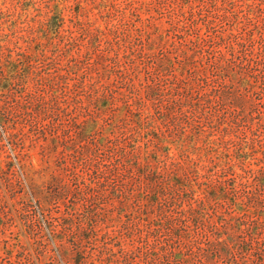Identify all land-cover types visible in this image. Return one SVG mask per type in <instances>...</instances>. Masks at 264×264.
I'll list each match as a JSON object with an SVG mask.
<instances>
[{
	"label": "rangeland",
	"instance_id": "rangeland-1",
	"mask_svg": "<svg viewBox=\"0 0 264 264\" xmlns=\"http://www.w3.org/2000/svg\"><path fill=\"white\" fill-rule=\"evenodd\" d=\"M0 264H264V0H0Z\"/></svg>",
	"mask_w": 264,
	"mask_h": 264
},
{
	"label": "trees",
	"instance_id": "trees-1",
	"mask_svg": "<svg viewBox=\"0 0 264 264\" xmlns=\"http://www.w3.org/2000/svg\"><path fill=\"white\" fill-rule=\"evenodd\" d=\"M254 213H256V211H254Z\"/></svg>",
	"mask_w": 264,
	"mask_h": 264
}]
</instances>
